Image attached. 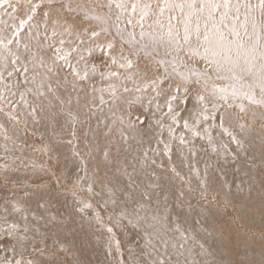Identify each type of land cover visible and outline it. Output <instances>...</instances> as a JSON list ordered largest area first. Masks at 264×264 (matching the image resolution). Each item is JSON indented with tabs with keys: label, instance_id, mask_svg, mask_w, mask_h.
Listing matches in <instances>:
<instances>
[{
	"label": "snow or ice",
	"instance_id": "6c2138e0",
	"mask_svg": "<svg viewBox=\"0 0 264 264\" xmlns=\"http://www.w3.org/2000/svg\"><path fill=\"white\" fill-rule=\"evenodd\" d=\"M0 121L13 145L43 127L46 157H3L0 264H90L94 238L108 264H264V228L234 259L208 207L264 220V0H0ZM197 139L214 157L203 169ZM174 151L194 185L158 163ZM29 166L54 183L17 175ZM69 190L78 215L53 212ZM129 226L140 239L125 245Z\"/></svg>",
	"mask_w": 264,
	"mask_h": 264
},
{
	"label": "rangeland",
	"instance_id": "374dc122",
	"mask_svg": "<svg viewBox=\"0 0 264 264\" xmlns=\"http://www.w3.org/2000/svg\"><path fill=\"white\" fill-rule=\"evenodd\" d=\"M94 82H96L99 85L98 76L95 78ZM159 102L163 106V103H164L163 97L160 98ZM194 103L195 101L190 98L188 105L181 110L184 118H189ZM203 127L204 125L201 126V131H203ZM182 131H185L182 127L176 128L177 134H179ZM40 132H45V129L43 127H40L39 132L37 133L36 136L24 137L23 134H21L20 140H18L15 145H13L11 141L6 142L2 139V137H0V164H3L5 162L3 159V157L5 156L8 157L9 163H12L13 159L16 158V163L21 164V160L19 159L21 157L23 158V164L25 165H29L30 162L33 160L37 164L43 163L46 160V157H44L41 153L35 151L33 147V145H35L36 147L40 146V143H41L39 139ZM48 133H50V130H48ZM211 134L213 137H219V130L213 128L211 129ZM185 135L186 137H190V133L185 132ZM164 138L167 139L166 130L164 132ZM25 139L27 140V144L24 145L23 149H21L20 146ZM149 143H151L152 147H156L155 140L149 141L147 139L145 141L144 146L148 147ZM5 144H7L8 149H9L7 153L4 150ZM196 144L198 148L202 146L203 149H206V151L205 150L200 151L198 156L192 159L191 163L195 165L196 167L203 169L205 162L209 161L210 159H214V157L211 156V149L209 148L207 139H204V140L197 139ZM160 147L162 148V145ZM156 159L158 163H163L165 166H168L171 163H175L176 165L179 166L178 170L181 172L182 175L192 176V183L193 185L195 184L194 174H190L189 169L181 165L179 155L176 151H174L173 153L172 161H169L167 157H163V156H158L156 157ZM65 163H67V173L68 174H71L73 172H78V169L75 168V165L72 163V161L69 160L65 162L63 157L61 158V164L59 167L63 169ZM231 167L232 166L229 165L230 169ZM79 174L83 175V173H79ZM17 175H20L21 177L26 176L29 179L34 180V181H38L39 178L43 176L45 180H50L54 183V180L51 177L44 176L43 173H40L39 171L34 173L30 166L22 167L21 171L17 173ZM73 179H74V176H71V178L67 179L66 181H62V184H66L70 189ZM228 179L229 181H231L232 176L229 175ZM170 184L173 190L183 187L180 181L176 178H173L170 181ZM3 194H4L3 192H0V196H2ZM192 203L194 206H198L197 198H193ZM202 203H206V202H202ZM208 207L211 208L212 213L216 217V222L213 226L217 230V237H216L217 241L221 239H229V238L231 239V246L233 249L232 258L243 259L244 253L246 250H248L249 254H251L250 249L248 248V245L251 243V234H255L258 240L260 231L262 228H264V220H262L260 214L257 212L254 215H246L244 216L243 219H239V217H237V215L234 212H231V210H229L228 212H225L223 209H217L215 206L209 205ZM52 211L57 212V213L72 212L73 215H78L75 212V204H74L70 190L64 192L61 196L57 198V203L52 208ZM177 211H180V210L178 209ZM180 214L184 215L183 212H180ZM173 219H175V216L173 217ZM196 219H200V218L196 217ZM190 223L192 224V226L195 228L197 232L202 231L201 224H197L191 220H190ZM190 231H191V228H190ZM118 235L125 245L131 239H140V235L137 234V230L135 228H132L131 226L126 228L123 233H118ZM209 244H212V240H209ZM215 247L216 246L214 245L213 250H215ZM80 258L85 261L90 262V264H108V262H111L114 257L106 255V249L105 247H103L102 238L98 242L94 238L93 243L85 247ZM225 258L227 259L228 257H225ZM197 259H199V257H197Z\"/></svg>",
	"mask_w": 264,
	"mask_h": 264
}]
</instances>
